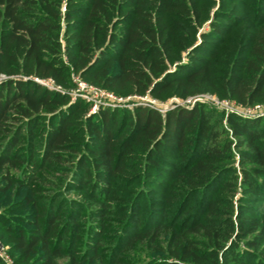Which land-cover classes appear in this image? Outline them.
<instances>
[{"label": "trees", "instance_id": "obj_1", "mask_svg": "<svg viewBox=\"0 0 264 264\" xmlns=\"http://www.w3.org/2000/svg\"><path fill=\"white\" fill-rule=\"evenodd\" d=\"M72 74L124 97L264 103V0H0L15 262L264 264V117L201 102L88 114L35 80L70 89Z\"/></svg>", "mask_w": 264, "mask_h": 264}, {"label": "rangeland", "instance_id": "obj_2", "mask_svg": "<svg viewBox=\"0 0 264 264\" xmlns=\"http://www.w3.org/2000/svg\"><path fill=\"white\" fill-rule=\"evenodd\" d=\"M5 77H6L5 75H0V79L5 78ZM72 80H73L75 86L73 88H70V89L65 88V87L57 84L54 80H53V82H54L55 85L63 88L65 91H71V90H75L76 91V89H78V87H79L78 86L79 85L78 84L79 81L87 83L90 86L89 87L90 89L86 90L85 92L89 94V96L91 98V100L89 102L92 103L88 114L95 113V112H97L100 109V107L97 110L94 109V106H95L96 103L98 104V102L102 103V102H105V101H110L111 102V100L109 98H101L100 94H98L94 89H96V90L104 89L105 91H109V90H107L105 88H102L100 86H96L94 84H91L90 82H88L87 80H85L84 78H82L78 74H72ZM110 92H112V91H110ZM116 96H118V95H116ZM133 96H135V95H132L131 97H133ZM118 97H122V99H121V101L117 100L118 101L117 102L118 105L116 107L133 109V107L135 106V103H137V101H138V103L142 104V101L141 100L139 101L137 98H130L129 96H127V97L118 96ZM147 98L149 100H151L152 102H154L156 104V106L160 108L161 112L163 111L162 109H165L166 107H169L172 103H175V104L176 103H180L179 105L193 106L196 103L201 102V103L207 104V105L217 109L218 111L224 112L226 115H228L230 113V111H229L230 109L241 110L240 108H244V107L238 106V104H236L235 102H230V101H226V100L224 101L223 99H220V98H218V97H216L214 95L212 96V94L197 95L196 98L189 99V100L181 99V98H179L177 96L170 97V98H168L165 101L156 99L154 97H151L150 95L147 96ZM147 98L145 100H147ZM195 99H197V100H195ZM74 100H76V99L72 98L71 101H74ZM114 103H116V102H114ZM255 104H259V105L264 106L263 102H257ZM255 104H253V105H255ZM100 106L115 108L113 106H105V105H100ZM233 114H236V112H234ZM230 137L233 138L232 135H230ZM235 152L237 154V151H235ZM236 157H238V155H236ZM72 195H74V194L72 193ZM7 200H10V199H7L6 197H1L0 198V209H1L2 204L7 202ZM15 212H16L15 213L16 215H19L22 211H15ZM1 254H3V256ZM16 257H18V253H13L12 250H11V246H10L9 242L7 240H4V238L0 237V260L2 261L1 264H17L15 262V258ZM61 263L64 264L65 261L63 260V261H61ZM20 264H27V263H20Z\"/></svg>", "mask_w": 264, "mask_h": 264}, {"label": "built area", "instance_id": "obj_3", "mask_svg": "<svg viewBox=\"0 0 264 264\" xmlns=\"http://www.w3.org/2000/svg\"><path fill=\"white\" fill-rule=\"evenodd\" d=\"M35 80L37 82H39L40 84H42L44 86H47V87H49L51 89L58 90V91L63 92V93H69L73 99H76L78 97H81V98H83V99H85L87 101H90L91 100L89 94L85 92L86 90H89L90 89L89 88L90 86L87 83H84V82L79 81V83H78L79 84L78 85L79 87H78V89H76V91L75 90L65 91L63 88L55 85L52 79H39V78H35ZM94 90L98 94H100L101 98H109L111 100V102H112V103L110 101H105V102H102V103H99L98 102V104L96 103L95 106H94V109H96V110L99 107H101L100 105L116 107L118 105L117 102L118 101H121V99H122V97H118L113 92L105 91L104 89H99V90L94 89ZM199 95H205V94H199ZM147 96H149V95H145V96H133V97L129 96V97L130 98H137L139 101L140 100L142 101V104L150 105L151 107H155V108H157V109L160 110V108L157 107L154 102H152L151 100H149L147 98ZM196 96L189 97L186 100L196 98ZM145 97L147 98V100H145L146 99ZM195 100H197V99H195ZM226 101H230V100H226ZM114 102H116V103H114ZM230 102H235V101H230ZM137 103H138V101H137ZM137 103H135V105ZM138 104H141V103H138ZM176 104H180V103H176ZM236 104H238V103H236ZM174 106H175V103H172L169 107H166L165 109H162L163 110L162 112H164L167 109H169L170 107H174ZM238 106L244 107V108H240L241 110H233V109H230L229 110L230 113L231 112L232 113L236 112L237 115H239V116H241L243 118H249V119L250 118L264 117V106H262V105L255 104V105L244 106V105L238 104ZM1 255L3 256V254H1Z\"/></svg>", "mask_w": 264, "mask_h": 264}]
</instances>
